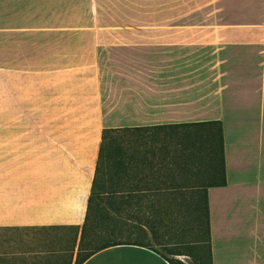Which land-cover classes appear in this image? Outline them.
I'll return each mask as SVG.
<instances>
[{
  "label": "crops",
  "instance_id": "1",
  "mask_svg": "<svg viewBox=\"0 0 264 264\" xmlns=\"http://www.w3.org/2000/svg\"><path fill=\"white\" fill-rule=\"evenodd\" d=\"M99 3L0 0V231L49 235L32 258L0 254V264L76 263L105 129L213 121L217 171L193 147L132 148L123 196L139 206L122 213H203L207 199L212 264H264V0H233L234 20L219 18L212 33L178 30L210 23L133 16L109 25L138 32H66L91 29ZM174 257L123 244L82 264Z\"/></svg>",
  "mask_w": 264,
  "mask_h": 264
},
{
  "label": "trees",
  "instance_id": "2",
  "mask_svg": "<svg viewBox=\"0 0 264 264\" xmlns=\"http://www.w3.org/2000/svg\"><path fill=\"white\" fill-rule=\"evenodd\" d=\"M218 130L215 121L168 127L105 129L75 264H82L97 252L116 245L149 246V243L145 241L132 240V235L138 238L148 237L146 228L153 230L152 226H155L153 221L156 218L159 219V223L164 224V215L167 213H155V220L150 216L151 214L147 216L145 213H122L124 210H134L139 206L138 202L123 196L125 188L128 191L132 188V186L123 185V179L129 175L130 164L132 163L131 161L129 164L124 159V151L127 147H167L181 144L203 150V154H194V156L200 160L203 155L204 159L208 160L210 169L213 167L216 169L219 156L221 163H223V143ZM131 134L132 138H128ZM135 188L137 187L135 186ZM108 210H114L116 213H108ZM189 214L193 217L191 228L193 227V231L196 232L197 242L202 247L207 244V252L204 253L205 250L201 248L198 253V249L185 246L183 247L185 252L174 251L172 255L194 258L196 264H212L207 199L204 202L203 213ZM124 216L127 217V221L123 223L122 218ZM130 226H132L131 229ZM190 232L192 233L191 230ZM127 233L129 235H126ZM152 235L154 237L153 232ZM203 236L206 240L203 239ZM123 238L130 239L122 240ZM175 244H169V246H176ZM76 245L77 232L69 249V260L73 258ZM170 263L185 264L177 259L170 260Z\"/></svg>",
  "mask_w": 264,
  "mask_h": 264
},
{
  "label": "rangeland",
  "instance_id": "3",
  "mask_svg": "<svg viewBox=\"0 0 264 264\" xmlns=\"http://www.w3.org/2000/svg\"><path fill=\"white\" fill-rule=\"evenodd\" d=\"M233 0H100L99 5H101V10L97 15L95 25L89 27H78V29H68L66 32L69 33H78V32H93V33H118V32H138V30L121 26L110 27L109 23L111 19L113 21H118L125 16H133V18H144L146 22H152L157 17L162 18H179L182 22H190V23H210L208 26H190V27H180L178 30L186 29L188 31L193 32H217V25L214 24L217 22L219 18H226L229 21L234 20V14L238 12L234 5L231 4ZM224 6H227L225 10V14L223 11ZM146 7V12L144 15L138 14L141 8ZM140 16V17H139ZM132 19V18H131ZM108 24H106V23ZM108 25V26H107ZM108 28V29H107ZM145 29V28H144ZM169 28H163L158 32H169ZM140 32H155L153 28L146 30H141ZM53 57V56H52ZM65 59L69 57V55H63ZM38 123H35V127ZM40 126V124H39ZM132 138V134L128 137ZM174 146H185L181 144H177ZM125 156L124 159L126 162H129L132 157H134V151L132 147H127L124 151ZM136 156V155H135ZM142 157L141 155H139ZM148 156V155H146ZM144 156V157H146ZM157 156L167 160L169 155H164L165 157ZM202 157V156H201ZM200 157V159H201ZM203 158H205L203 156ZM143 160V159H142ZM205 163L208 160L204 159ZM161 166L163 162H160ZM160 167L159 165H156ZM207 166V165H205ZM163 167V166H162ZM210 168V166H209ZM213 170L217 171L213 167ZM134 174H138L139 172L135 169ZM161 173V172H159ZM133 174V175H134ZM131 174L129 173V178ZM128 175L125 179H129ZM183 205L185 203H182ZM183 208L179 209L182 211ZM108 213H116L114 210H108ZM147 216H152L155 220V213H145ZM126 216H124L123 223L126 222ZM125 219V220H124ZM193 222V217L189 213H167L164 215V224L159 223V219L156 218L153 223L155 226L153 230L151 228H146L148 233V237L138 238L135 235H132V240H141L147 243H151L153 247L159 250L164 255L172 258V252L181 251L185 252L183 247L195 248L198 249L199 253L201 248H203L205 252H207V244L203 247L197 242L195 237L196 232L193 231V227L191 226ZM133 225V224H130ZM140 225V224H139ZM132 226H130L131 229ZM144 227V226H143ZM195 228V225H194ZM192 231V233L190 232ZM154 233V237L152 235ZM126 235H129L128 233ZM49 235L47 233L40 232H24V231H0V254L5 255L4 257H8L11 254H17V252L23 253L26 252L28 257L30 258L32 255L28 253L39 251V248L43 245H46L47 238ZM144 238V239H143ZM130 238H123L122 240H128ZM203 239L206 238L203 236ZM32 245L30 246V244ZM51 244V241L49 242ZM176 243V246H169V244ZM165 244V245H163ZM200 245V246H199ZM37 257V256H36ZM32 258V257H31ZM175 259L184 262L185 264H196V259L184 257V256H175ZM173 258V259H174Z\"/></svg>",
  "mask_w": 264,
  "mask_h": 264
}]
</instances>
